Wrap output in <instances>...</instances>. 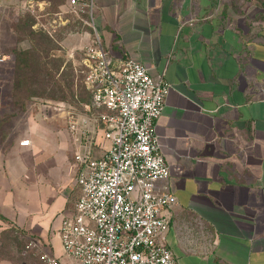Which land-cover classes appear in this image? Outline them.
<instances>
[{"label":"crops","instance_id":"crops-1","mask_svg":"<svg viewBox=\"0 0 264 264\" xmlns=\"http://www.w3.org/2000/svg\"><path fill=\"white\" fill-rule=\"evenodd\" d=\"M94 1L96 29L114 63L133 57L171 84L155 125L170 169L159 186L177 197L163 211V241L179 264H264V0ZM23 5L0 0V110L3 69L14 72L16 51L31 46L1 10L19 13ZM54 38L55 50L74 58L92 32ZM21 119L22 137L0 145V231L35 236L27 259L41 264L40 252L57 255L63 218L79 198L76 142L59 114ZM100 128L95 155L110 144Z\"/></svg>","mask_w":264,"mask_h":264},{"label":"built area","instance_id":"built-area-1","mask_svg":"<svg viewBox=\"0 0 264 264\" xmlns=\"http://www.w3.org/2000/svg\"><path fill=\"white\" fill-rule=\"evenodd\" d=\"M69 4L76 13H87L94 30L85 50V81L98 114L70 123L80 194L61 224L65 253L79 264H179L163 241L169 229L163 211L176 204L177 197L159 186L170 169L155 134L171 84L154 78L133 57L116 65L96 29L95 1ZM95 121L103 122V137L110 142L101 155H95L102 147ZM29 246L36 247V240ZM39 258L41 264H62L48 252H40Z\"/></svg>","mask_w":264,"mask_h":264},{"label":"rangeland","instance_id":"rangeland-1","mask_svg":"<svg viewBox=\"0 0 264 264\" xmlns=\"http://www.w3.org/2000/svg\"><path fill=\"white\" fill-rule=\"evenodd\" d=\"M24 2L26 5H23L19 13L15 9L5 8L1 10L2 15L8 20H13L15 27L19 26L22 36L35 38L44 54H41V58H34L31 54V63L23 84L19 83L12 70L3 69V76L8 81L5 89L6 105L0 110L5 114V120L0 121V145L4 147L12 146L22 137L26 122L21 118L28 112L59 114L64 119L65 128L72 138L70 128L72 120L80 116L98 114L92 105V95L85 81L86 65L83 61L85 52L80 51L73 58L67 52L51 50L58 44H53L46 36V34L50 36L48 32H51L54 37L62 38L72 32L86 29L92 32L93 39L94 30L86 17H79L73 12L68 4L69 0ZM41 2L48 4L47 8L43 9L47 11L45 15L39 14L42 12ZM31 3L33 6L30 7ZM34 19L39 24L36 29L31 27ZM95 124L99 133V126L102 129L104 124L102 121H95ZM12 228L0 231V259H4L5 264H32L27 259L33 252L29 244L36 237L30 236L25 240L22 233H17V230ZM55 253L59 255L62 264H79L77 258L65 253L62 240L56 245Z\"/></svg>","mask_w":264,"mask_h":264},{"label":"trees","instance_id":"trees-1","mask_svg":"<svg viewBox=\"0 0 264 264\" xmlns=\"http://www.w3.org/2000/svg\"><path fill=\"white\" fill-rule=\"evenodd\" d=\"M83 16L87 17V13L86 12L82 13L81 17H83ZM36 22L37 21L34 19L31 22V27ZM16 27H17V30L20 31L19 30V26H16ZM20 28H21V26H20ZM44 33H46L45 30H44ZM28 35H30V34H28ZM46 36L53 42V44L57 43L55 41V38L52 37L51 35L48 36V34H46ZM20 37L27 38L29 36H22L21 33H20ZM30 38H32V37L30 36ZM57 39H60V38H57ZM32 40H33V44H31V46L29 48L20 49V50L16 51L17 62H16V68L14 70V73L18 77V81H19L20 84H23L25 82L26 78H27L26 73H28V71H27L28 70V66L31 63V60H30L31 59V54H32V56H34V58H41V54L42 55L44 54V50L41 49L40 46L38 45V43L35 42V38H32ZM55 48L57 49V45H56V47L53 46L51 50H55Z\"/></svg>","mask_w":264,"mask_h":264}]
</instances>
